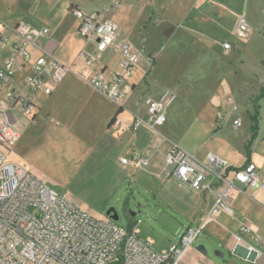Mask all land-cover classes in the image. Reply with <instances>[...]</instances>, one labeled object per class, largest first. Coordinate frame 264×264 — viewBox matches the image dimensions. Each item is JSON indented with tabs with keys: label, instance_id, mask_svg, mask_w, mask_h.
<instances>
[{
	"label": "rangeland",
	"instance_id": "rangeland-1",
	"mask_svg": "<svg viewBox=\"0 0 264 264\" xmlns=\"http://www.w3.org/2000/svg\"><path fill=\"white\" fill-rule=\"evenodd\" d=\"M121 4L124 21L132 20L126 32L135 21L140 19L141 22L149 15V22L140 29L142 47L153 58V64L144 75V85H151L154 90L169 89L176 97L167 109L166 125L158 130L161 136L203 161V156L215 145L217 115L224 111L226 98L233 96L243 123L236 132L229 127L223 138L238 144L249 133L252 101L264 87V0H149L147 7L153 8L151 14L147 13L145 0H139L135 7L127 0ZM241 17L249 22L250 28L244 40L234 33ZM69 38L70 49L55 53L71 69L72 73L65 80L67 84L58 88L47 101L41 96L35 98L43 108L55 103L63 126L58 130L44 124L36 127V118L29 123L27 117L21 115V130L32 132L36 127L33 129L36 136L26 131L19 141L21 156L50 178L49 186L53 191L69 196L78 206L84 203L96 219L106 216L112 208L118 217L117 225L129 229L137 221L140 238L152 240L158 252L168 250L185 229L197 224L187 221L177 208L155 200L142 186H125L114 193L108 188L111 177L118 173L113 163L115 152L106 143L93 144L91 134L95 132V125L88 129L74 124L76 111L88 94L77 83V78L90 79L104 59L110 70L117 71L118 55L110 53L88 67L78 55L82 41L74 35ZM224 43L231 45L232 51L228 54L221 50ZM84 44L85 51L97 57L94 49ZM4 94L3 88L0 98L3 99ZM105 100V109L114 105ZM124 118H129L128 112H124ZM52 121L50 114L44 116L47 125ZM161 136L156 135L159 139ZM12 159L13 153L6 160L11 162ZM160 168L159 164V172ZM132 169L126 168L128 178L132 177ZM158 176L163 178L160 173ZM171 201L182 206L176 199ZM100 207L103 213L94 214ZM213 226L218 233L225 234L216 225L209 224L186 252L181 264H253L231 253L221 237L212 232Z\"/></svg>",
	"mask_w": 264,
	"mask_h": 264
},
{
	"label": "built area",
	"instance_id": "built-area-1",
	"mask_svg": "<svg viewBox=\"0 0 264 264\" xmlns=\"http://www.w3.org/2000/svg\"><path fill=\"white\" fill-rule=\"evenodd\" d=\"M118 4V0L112 3L114 7ZM72 15L78 21V34L97 54L94 57L86 51L79 52L86 66L91 67L110 53L119 56L117 71L100 69L90 79L83 80L84 83L119 110L128 111L126 103L136 85L133 77L143 60H147L150 67L153 58L141 45L131 41L116 45L117 27L112 21L100 20L97 14L89 15L80 10H73ZM249 32L246 19L239 18L234 31L236 37L247 39ZM47 34L46 28L21 23L4 25L0 30V84L13 82L17 75L23 79L20 88L5 90L4 98H0V264H181L186 252L216 215L234 216L228 198L237 184L262 188L256 165L248 163L232 170L221 157L208 154L201 161L169 142L161 170L163 179L194 192L214 194L215 199L209 214L197 227L185 229L177 243L165 251L158 252L152 240L140 238L137 221L125 229L109 218L91 216L67 196L57 194L33 174L6 160L21 135L20 119H15L14 112L18 109L21 115L32 117L35 98L50 96L72 73L70 67L46 54L40 46ZM8 35L17 42L10 43ZM230 49L229 43L222 45L225 54ZM4 51H8L6 55ZM175 99L169 89H164L157 98L146 93L139 95L135 101L136 112L131 113L126 130L145 127L161 136L158 130L166 124L167 109ZM142 109L144 117L140 116ZM223 110L217 115L218 121L239 129L243 121L232 96L226 98ZM8 112L12 114L13 124L9 123ZM119 162L133 169L150 166L149 158L135 153L129 159L120 158ZM211 181L219 183L221 188L215 189ZM249 232L246 226L240 227L239 234L233 237L236 244L233 252L241 248L243 260L255 262L261 256V243L255 235L245 241L241 235Z\"/></svg>",
	"mask_w": 264,
	"mask_h": 264
},
{
	"label": "crops",
	"instance_id": "crops-1",
	"mask_svg": "<svg viewBox=\"0 0 264 264\" xmlns=\"http://www.w3.org/2000/svg\"><path fill=\"white\" fill-rule=\"evenodd\" d=\"M113 1L114 0H0V30L4 25L15 26L19 23L29 25L38 29H48L47 36L42 41H40L39 44L46 54L61 62L55 56V53L58 50L64 53L68 49H70V35L77 36L82 41V43H79V52L85 51L87 47L84 44V39L80 37L77 32L78 21L72 15L73 10H80L89 15L97 14L100 20L107 19L112 21L117 27L115 42L116 45H119L124 41H131L136 45L142 46V42L140 40V29L142 28V26H144L145 22H149V19L147 20L149 15L146 14L141 22L139 21L140 19L135 21L132 29H127L128 31L126 32L125 30L126 28L131 26L132 20L130 21V18H128L124 21V16L120 12L122 8L121 3L124 0H118L119 4L115 7L112 5ZM191 1L192 0H190V2ZM127 2L133 7L139 5V0H127ZM145 2L147 13L149 12V14H151L153 12V8L148 9L147 3L149 2V0H145ZM8 36L10 43L17 42V39L15 37L11 35ZM231 51L232 48L228 53H230ZM7 52L8 51H4L3 55H6ZM33 55L36 56L37 53L33 52ZM104 57L105 56H102L101 60H103ZM105 61L106 60L104 59L102 65L96 67V72L94 74H96L100 69H105L108 72L113 71L109 69ZM143 61L145 62V65H141L133 77V82H135L136 85L133 89L132 96L126 103V108L128 111H121L120 113H118L119 109L114 105L110 106L109 109H105L103 107V103L106 100L100 94L95 92L91 87L86 85L81 77L77 78V83L81 87H83L88 92V94L84 96L83 102L79 106V109L76 111L75 117L77 118V120L74 124L86 126L88 129H90L89 126L93 127L95 125V132L91 134L93 144L96 146L102 143H106L109 146L110 150L115 152L113 163L114 166L118 168V173L111 177L108 184V188L111 189L112 193H114L116 190L124 188V182L127 179L129 180V188L135 185L140 187L142 186L145 189V192L150 194L155 200H158L160 202L163 201L166 204L177 208L178 210H180L182 216L187 221L196 223L198 225L209 214L215 199L214 194L207 192H194L186 188L179 187L173 181H165L163 178L159 177L158 173L161 174L163 158L168 150L169 141L163 138H157L154 133H152L145 127H139L132 131H128L125 128L126 125L131 122V113L136 112L135 101L139 95L146 93L154 98H157L164 90H154L153 86L151 87L150 85V87H147L146 85H144V75L149 66L147 60ZM68 77L69 75H67L54 88L50 96H39H41L44 101L53 98L58 88H63V86L67 84L68 81L65 80ZM20 82L23 84L22 76L17 75L13 82H10L6 85L0 84V89L4 88V90H8L11 88H20ZM124 112L129 113V118L127 120H125L124 118ZM46 114H50L53 118V121L48 125L44 122V116ZM10 115L12 116L11 113ZM60 115V111L55 106V103H52V105L47 108H43L41 105L36 103L35 113L32 117L27 118V121L31 123L33 119L36 118L37 122L34 123L36 127L38 125L44 124L48 128L51 127L55 130H58L63 126L61 119L59 118ZM14 116L15 119H20L21 114L18 112V109L14 112ZM140 116H145V112L143 109L140 112ZM246 116H249L247 112ZM113 118H115V120L113 123H111V120ZM250 125L251 122L248 125L249 133L238 144H235L234 141H230L229 138H223L224 136H226L225 134L231 126L228 124H221L219 121L216 122V125H214L216 126L214 127V131L216 133L213 138V142L215 141V145L208 153L203 156V159H205L208 154H213L226 160L232 170L243 167L246 164L247 159L245 147L251 137ZM33 129V133L29 130L26 131H29L32 136H36V132H34ZM26 131H23V129L21 130L20 139L15 144V146L10 149L7 156L13 153V159L10 163H14L22 167L23 169L43 181L50 188V178L37 167H34L30 163V161L21 156V151L19 150V141L23 138ZM66 138H69L68 133L66 134ZM249 151V163H253L256 165L261 184L263 185L262 188H246L237 184L236 187L231 191L228 198V204L232 209L234 216L231 218L225 214H219L214 217V221L210 224L216 225L225 232V234L221 235V233H218V230L215 229L214 226L211 228L213 233H217V235L221 237L226 248L231 253H234L241 258L243 257V250L241 248L233 252L236 246L233 237L239 234V229L242 225L246 226L250 230V232L247 234H242V238L245 241H249L250 237L255 235L260 239L261 243V256L252 263L264 264V98L259 102L257 137L253 141ZM134 153L142 155L145 158H149L150 166L146 169H132V177L128 178L126 175L127 167L121 165L119 159H129ZM159 164L161 165L160 172L159 169H157ZM211 184L215 189L221 188V185L219 183H216L215 181H211ZM180 194H183L184 198L180 197ZM170 199H176V201L178 203H181L182 206L171 201ZM74 202L77 201L74 200ZM78 207L93 216L90 213L91 211L87 209L84 203H79ZM103 211V207H100V209L97 210L94 214L97 215L103 213ZM103 218L108 217L103 216Z\"/></svg>",
	"mask_w": 264,
	"mask_h": 264
},
{
	"label": "trees",
	"instance_id": "trees-1",
	"mask_svg": "<svg viewBox=\"0 0 264 264\" xmlns=\"http://www.w3.org/2000/svg\"><path fill=\"white\" fill-rule=\"evenodd\" d=\"M264 98V87H262L259 90V93L254 97L253 101H252V112L253 114L250 117V133H251V137L250 140L248 141L246 147H245V153H246V164L249 163V155H250V147L253 143V141L256 139L257 137V132H258V118H259V102L261 99ZM121 110H118V113H120ZM115 120V118H113L111 120V123H113ZM245 164V165H246ZM129 185V180L126 179V181L124 182V187Z\"/></svg>",
	"mask_w": 264,
	"mask_h": 264
},
{
	"label": "water",
	"instance_id": "water-1",
	"mask_svg": "<svg viewBox=\"0 0 264 264\" xmlns=\"http://www.w3.org/2000/svg\"><path fill=\"white\" fill-rule=\"evenodd\" d=\"M7 117H8V120H9V123L10 124H13V119H12V116L10 115V113H7L6 114ZM106 217H108L109 219H111L113 222H117L118 221V217L116 216V213L114 211V209H109L107 212H106ZM201 252L204 253L203 249L202 248H198Z\"/></svg>",
	"mask_w": 264,
	"mask_h": 264
}]
</instances>
